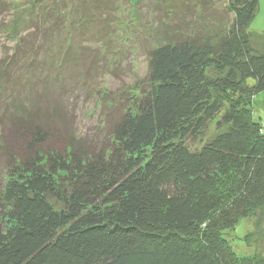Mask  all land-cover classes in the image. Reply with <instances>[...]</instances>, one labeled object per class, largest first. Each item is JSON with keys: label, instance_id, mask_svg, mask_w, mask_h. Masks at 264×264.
<instances>
[{"label": "trees", "instance_id": "1", "mask_svg": "<svg viewBox=\"0 0 264 264\" xmlns=\"http://www.w3.org/2000/svg\"><path fill=\"white\" fill-rule=\"evenodd\" d=\"M157 1L145 77L90 137L66 93L120 63L112 0H31L10 27L0 0V264H264L222 236L264 206L259 0Z\"/></svg>", "mask_w": 264, "mask_h": 264}, {"label": "rangeland", "instance_id": "2", "mask_svg": "<svg viewBox=\"0 0 264 264\" xmlns=\"http://www.w3.org/2000/svg\"><path fill=\"white\" fill-rule=\"evenodd\" d=\"M2 1L10 3L13 7V12L7 14L4 20L10 23L8 26L10 27L19 12L21 13L31 0ZM112 2L114 14L110 19L114 24V35L125 38L124 42H119V47L117 46V48H121L122 45L125 47L119 58L120 63L117 66L115 61L113 62L116 56L109 57L110 68H103L104 71L108 69L107 72L102 70L97 75L94 74L92 79L86 81V87L79 86L76 90L71 87V92L66 93L73 129L80 136L91 137L98 133L97 130L103 128L102 108L104 110L110 105V99L117 98L123 92L127 94L134 86L141 84L146 72L145 51L134 40L139 35L148 36L160 21L161 11L155 8L157 0H112ZM260 26L261 22L256 21L252 23L251 28L257 31L255 29H260ZM260 31L261 29L258 32ZM5 33L0 34V58L3 46L13 45L5 39ZM255 37L256 43L261 42L260 37L257 35ZM125 40H131L130 44L126 45ZM114 67H117L114 73H110L109 70ZM253 104L255 111L262 114L264 119V94L254 98ZM222 236L238 256L251 257L255 253L264 255V206L254 210L250 216L238 219L232 228L222 231Z\"/></svg>", "mask_w": 264, "mask_h": 264}, {"label": "crops", "instance_id": "3", "mask_svg": "<svg viewBox=\"0 0 264 264\" xmlns=\"http://www.w3.org/2000/svg\"><path fill=\"white\" fill-rule=\"evenodd\" d=\"M256 21L261 22L262 27L260 26L259 28L262 29L264 26V0H259V10L253 22ZM260 29H255V30L259 31Z\"/></svg>", "mask_w": 264, "mask_h": 264}]
</instances>
